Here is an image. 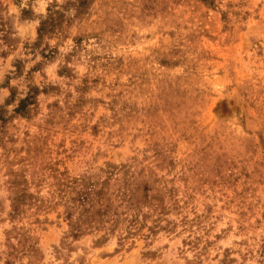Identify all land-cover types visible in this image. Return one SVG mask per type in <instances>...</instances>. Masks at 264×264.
<instances>
[{
	"label": "rangeland",
	"instance_id": "374dc122",
	"mask_svg": "<svg viewBox=\"0 0 264 264\" xmlns=\"http://www.w3.org/2000/svg\"><path fill=\"white\" fill-rule=\"evenodd\" d=\"M0 264H264V0H0Z\"/></svg>",
	"mask_w": 264,
	"mask_h": 264
}]
</instances>
